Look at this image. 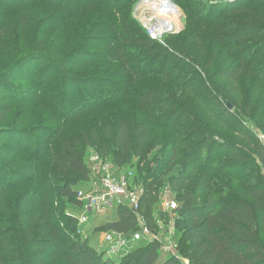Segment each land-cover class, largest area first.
Returning a JSON list of instances; mask_svg holds the SVG:
<instances>
[{
    "label": "rangeland",
    "instance_id": "obj_1",
    "mask_svg": "<svg viewBox=\"0 0 264 264\" xmlns=\"http://www.w3.org/2000/svg\"><path fill=\"white\" fill-rule=\"evenodd\" d=\"M202 1L210 7L201 6V15L210 18V22L198 31L208 38L213 33L221 34L226 23L243 15L242 11H233L235 0ZM242 2L264 4V0ZM116 7L112 0H0V74L17 57L34 52L21 66L31 68L33 75L20 67L0 84L4 98L1 104L13 108L4 124L32 130L28 147L35 150L50 142L47 132L55 136L51 140L55 146L70 131H101V122L109 117L112 123L118 115L131 126L142 123L148 127L151 140L158 144L142 165H119L121 174L130 177L135 189L145 190L152 184L158 199L194 192L201 203L213 189L221 191V172H226L221 163L229 150L221 148V142L243 146L242 134L253 141L264 140V42L258 41L260 37L255 34L241 37L243 42L232 51L237 55L234 57L216 42L212 57L198 47L203 45L196 37L183 45L193 22L184 12L182 33L170 42L169 53L160 54L143 43L145 34L139 25V32H122L118 21L125 14L133 17V3L121 12ZM232 30L228 27L223 32L229 34ZM117 53L119 57L115 56ZM230 68L236 75H223ZM256 87L257 94L246 100ZM94 148L95 145L87 147L86 153L92 155ZM28 157V153L19 159L0 153L4 163L9 158L16 162L9 164L8 170L13 172L28 163ZM148 165L153 169L143 182L140 168L146 170ZM255 165L250 169L251 176L248 168L230 170L239 178L245 176L242 182L246 184L249 179L263 177L262 168ZM33 176L34 173L21 169L20 173L3 177V182L19 186L7 189L5 198L13 199V203L0 206V232L8 246L0 258L11 256L18 260L16 264H29L22 260L24 254L15 244L26 232L23 228L30 226L25 205L35 187L30 182ZM181 180L184 184L177 185ZM54 194L57 202L53 207L60 219L76 221L69 227L71 237L86 239L106 264L120 262L140 243L129 241L121 245L117 235L107 240L106 228L99 223L96 226V222L82 223L77 206L60 191ZM163 214L155 233L165 245L172 235L178 241L180 229L175 221L179 212ZM185 248L178 245L175 252H164L162 258L170 254L178 264H190L183 255ZM57 263V259H50L45 264Z\"/></svg>",
    "mask_w": 264,
    "mask_h": 264
},
{
    "label": "trees",
    "instance_id": "obj_2",
    "mask_svg": "<svg viewBox=\"0 0 264 264\" xmlns=\"http://www.w3.org/2000/svg\"><path fill=\"white\" fill-rule=\"evenodd\" d=\"M118 1L120 2L118 3ZM139 1L112 0L117 6V12L128 8L131 3L135 8ZM242 1L244 0L234 1L236 8L233 11H242L243 15L226 23V27L221 29V34L214 36L213 33L208 38L198 31L206 28L205 24L210 22V18L201 15L200 10L201 6L208 7V4H203L202 0H173L174 3L182 7L189 19L193 20L191 31L183 39V45L184 42L196 37L199 44L203 45L198 47H203V52L212 55V57H214L213 44L216 42L224 45L222 49H226L228 56L234 57L237 55L232 51L236 45L243 42V37L255 34L260 37L258 41L264 42V4L254 6L244 4ZM207 7L206 9L210 6ZM118 24L122 32L127 34L139 32L141 27L145 34L143 43L152 47L154 51H160V54L169 53L170 42L182 33L180 31L167 35L163 44L149 36L135 15L132 18L127 14L123 15ZM228 27H232L233 30L231 33L225 34L223 31ZM33 53L14 59L8 68L0 74V84L15 73L23 62L33 57ZM115 56L119 57L118 53ZM249 61L247 65L250 63ZM22 69L26 71V74L33 75L31 68L23 67ZM236 73L230 68L223 75L234 76ZM251 92L246 100L250 101V97L257 94L258 87ZM1 95L0 153L5 156L15 155L17 159L28 153L29 162L21 164L20 169L13 172L8 169L9 164L15 165L14 160L9 158L6 163L0 160V206L4 207L13 203V199L5 198L9 191L7 189L19 186L11 181L3 182V177L20 173L21 169L24 172L35 174L33 180L30 181L35 187L31 190L30 198L25 205L29 209L26 212V219L29 220L30 226L29 229L23 228L26 232L15 244L20 253L24 254L22 260L29 264L31 261H34L35 264H45L50 259H57V264H106L86 239L71 237V228L69 227L76 221L65 220L63 222L60 219V215L56 212L57 208L53 207L54 202H57L54 193L60 191L82 213L84 203L78 198V192L91 188L95 181L90 161L91 155L86 153L87 147L95 145L96 148L92 150L114 167V175L125 177L132 186L130 177L121 174L118 166L123 165L126 168H131L135 163L142 165L158 142L151 140L146 125L138 123L131 126L124 117L118 115L113 123L110 117L109 120H103L101 131L90 130L79 134L70 131L55 146L51 142L55 136L51 132H47L46 139L50 142L44 144L42 149L31 150L28 146L32 130L22 125L4 124L13 112V108L10 105L1 104L4 99ZM229 104L227 102L226 105ZM15 120L17 121L18 117ZM242 137L245 142L243 146L227 141L221 142V148H229L225 154L226 159L221 163V168H225L226 171L221 172L223 180L221 191L213 189L208 199L201 203H198L199 195L195 196L194 192L174 198L179 204L176 209L179 216L175 222L180 230L176 238L179 246H186L183 255L190 264H264V143L253 141L246 134H242ZM255 164L262 168L261 175L263 177L260 180L249 179V182L244 184L242 178L245 179V176L239 178L238 174L233 171L239 172L238 169L248 168L249 176H251L250 169ZM146 168V170L144 167L140 168L141 173H144L143 182H146L149 172L153 169L149 165ZM182 182L183 180L177 185L184 184ZM76 187L80 188L76 189ZM142 190L141 212L151 228L156 229L158 224L155 218H162L165 213L162 208V199L156 198L152 184ZM95 222L96 226L99 223L101 228L122 233L127 237L133 236L140 229L136 212L125 205H116L106 215L93 217L90 223L94 224ZM0 237L1 254L6 251L8 246L4 245L1 232ZM137 242L140 243L135 244L136 248L126 253L120 262H108V264H178L170 254L162 258L165 253L161 250L158 240ZM17 261L11 256L0 258V264H16Z\"/></svg>",
    "mask_w": 264,
    "mask_h": 264
},
{
    "label": "built area",
    "instance_id": "obj_3",
    "mask_svg": "<svg viewBox=\"0 0 264 264\" xmlns=\"http://www.w3.org/2000/svg\"><path fill=\"white\" fill-rule=\"evenodd\" d=\"M134 15L147 30L149 36L163 44L167 35L179 33L182 29L183 12L173 0H140L135 6ZM90 161L95 181H93L91 188L82 189L78 192V198L84 203V211L79 216V220L82 223H90L93 217L106 215L116 205L129 206L137 214L140 229L131 237L109 231L106 234V239L112 240L117 235L121 245H126L129 241L137 242L140 240L149 242L158 240L160 242L155 229L151 228L141 212L143 190L130 186L125 177L115 176L111 165L106 163L97 153L94 152L91 155ZM178 206L179 204L174 198L162 199V208L165 212H174ZM155 219L158 227H160L162 219L160 217ZM178 245V241L172 235L167 244H161V250L165 253H172L177 250Z\"/></svg>",
    "mask_w": 264,
    "mask_h": 264
},
{
    "label": "bare ground",
    "instance_id": "obj_4",
    "mask_svg": "<svg viewBox=\"0 0 264 264\" xmlns=\"http://www.w3.org/2000/svg\"><path fill=\"white\" fill-rule=\"evenodd\" d=\"M160 1H162V0H160ZM176 10H177V8H176Z\"/></svg>",
    "mask_w": 264,
    "mask_h": 264
}]
</instances>
